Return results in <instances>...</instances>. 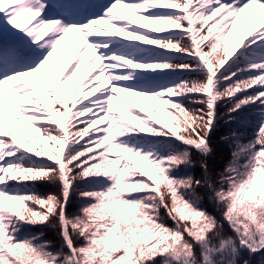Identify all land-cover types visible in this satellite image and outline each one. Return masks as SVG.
<instances>
[{
    "label": "snow or ice",
    "instance_id": "6c2138e0",
    "mask_svg": "<svg viewBox=\"0 0 264 264\" xmlns=\"http://www.w3.org/2000/svg\"><path fill=\"white\" fill-rule=\"evenodd\" d=\"M0 264H264V0H0Z\"/></svg>",
    "mask_w": 264,
    "mask_h": 264
},
{
    "label": "trees",
    "instance_id": "16d2710c",
    "mask_svg": "<svg viewBox=\"0 0 264 264\" xmlns=\"http://www.w3.org/2000/svg\"><path fill=\"white\" fill-rule=\"evenodd\" d=\"M197 172H198V170H197ZM41 191H45V189H41ZM73 207H75V204L73 205ZM49 238H52L50 233H49Z\"/></svg>",
    "mask_w": 264,
    "mask_h": 264
}]
</instances>
